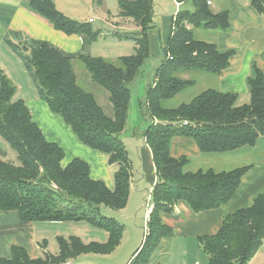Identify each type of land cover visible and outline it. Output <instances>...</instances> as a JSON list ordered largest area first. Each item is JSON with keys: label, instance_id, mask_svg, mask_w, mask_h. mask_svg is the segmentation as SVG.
Listing matches in <instances>:
<instances>
[{"label": "trees", "instance_id": "16d2710c", "mask_svg": "<svg viewBox=\"0 0 264 264\" xmlns=\"http://www.w3.org/2000/svg\"><path fill=\"white\" fill-rule=\"evenodd\" d=\"M26 1L32 12L57 31L86 36L91 43L99 36V32L91 31L89 23L66 18L51 0ZM94 1L101 4V0ZM174 2L187 3L191 8L172 17V29L162 48V64L146 89L145 114L151 125L141 138L152 153L157 182L148 195L153 209L148 216L147 234L129 264H152L161 241L174 235L163 216L171 213L175 205L184 202L195 215L218 209L235 195L242 177L250 170L247 167L222 173L211 169L185 173L188 160L170 154L174 138L191 139L203 155H220L253 147L264 137V73L257 67L247 79L249 105L237 107L236 94L207 89L177 108L164 106V101L195 84L180 74L197 71L219 78L230 68L235 52L218 51L214 43L197 40L193 32H228L227 11L214 13L206 0ZM249 2L257 14L264 13V0ZM118 6L119 16L139 28L138 36L129 38L134 42L135 53L114 62L83 55L76 58L92 82L107 92L111 116L105 114L94 95L80 86L70 57L48 44L31 48L26 56L50 112L69 127L79 143L116 166L112 190L102 180L89 176V165L82 159H73L62 167L63 150L46 140L24 102L15 99L12 81L0 73V139L16 153L15 162L0 158V212H15L23 224L88 221L104 229L108 240L85 244L76 236L57 237L58 252H44L36 259H30L25 249L12 246L11 256L1 257L0 264H66L83 254L108 255L122 238V227L113 218L105 220L100 214L102 209L123 210L131 191L133 166L121 136L130 106L128 85L150 55L147 32L154 28V5L153 0H118ZM184 122L187 126H183ZM263 240L264 194H260L251 206L224 216L218 231L199 237V244L208 264H247Z\"/></svg>", "mask_w": 264, "mask_h": 264}, {"label": "crops", "instance_id": "0c3cea01", "mask_svg": "<svg viewBox=\"0 0 264 264\" xmlns=\"http://www.w3.org/2000/svg\"><path fill=\"white\" fill-rule=\"evenodd\" d=\"M51 1L57 10L68 18L71 16L76 3V0ZM92 3L95 4V1L92 0ZM210 3L209 7L214 13L227 11L230 17L228 32L217 31L213 41L210 42L215 44L218 51H235L230 68L224 71L219 78H216L215 90L220 93L236 94L235 105L237 107L249 105L250 93L247 87V79L254 74V67L264 73V13L257 14L251 7L249 0H210ZM175 4L178 9L187 3L178 4L176 2ZM91 19L93 22L94 18ZM91 19L87 20L88 23ZM172 21L173 18L171 17L170 22L166 19L161 22V24L163 23L161 26L162 33L166 37L164 43H166L172 29ZM125 23L135 25L131 20H123L115 26L116 29H122L124 26L121 25ZM136 34L138 36L139 28ZM114 36L118 35L115 34ZM124 36L127 35L118 37ZM157 39L158 34L155 30H148L149 51L150 43H156ZM93 43L95 42L91 43L86 36L66 35L55 30L50 23L30 10L26 0H0V73L14 84L16 88L15 99L24 102L31 113V120L38 125L46 140L49 143L57 144L63 150L62 167H66L73 159H82L89 165V176L93 180H102L107 189L112 190L116 166L108 164L104 155L79 143L69 127L50 112L46 104L45 93L34 79L32 68L27 64L25 57L31 48L41 44L51 45L74 60L79 55L92 57L95 50ZM142 143L143 145L139 148V162L137 163L139 168L135 173L138 181L144 182L142 183L145 184L143 186L148 187L149 192H151L152 186L157 182V175L152 161V153L143 139ZM170 154L174 158L183 156L188 160V164L183 168L185 173L194 174V172H205L209 169L216 173H222L238 168H250L248 173L242 177L240 188L235 195L222 207L195 215L184 202H181L173 207L171 213L163 216L165 225L174 231V235L161 241L153 255L152 264H208V258L202 251L201 244H199V237L215 234L220 228L224 216L232 214L238 209L251 206L256 196L264 194V137H260L253 147L220 155H203L191 139L179 137L171 141ZM11 155V150L0 139V158L7 161ZM152 209L153 205L148 207L147 213L144 215L145 223L148 222V216ZM40 223L23 224L18 220L15 212H0V258H9L12 246L25 249L30 259L39 258L44 252L46 253L48 243L46 235L42 233L43 230L40 228L42 226L38 228L36 226ZM65 224L54 223L48 226L50 228L57 227L58 230L63 231H68L65 226L73 229V224ZM36 230L41 232L39 238L34 235ZM65 233L56 236V238L75 236ZM138 243L139 241L135 246L138 247ZM262 243L247 264H264V240ZM69 263L96 264L89 255L84 258L70 259Z\"/></svg>", "mask_w": 264, "mask_h": 264}, {"label": "rangeland", "instance_id": "374dc122", "mask_svg": "<svg viewBox=\"0 0 264 264\" xmlns=\"http://www.w3.org/2000/svg\"><path fill=\"white\" fill-rule=\"evenodd\" d=\"M129 1V0H127ZM154 5V30L158 34L156 43H150V55L146 60L144 66L141 68L139 74L133 82L128 85L130 90L129 100V113L127 117V123L121 136V141L128 151V157L132 162L133 166V177L131 180L130 194L127 200V205L123 210L119 212L109 211L102 209L100 216L103 219L113 218L117 224L122 227V238L115 248L108 255H92L90 259L96 264H127L129 259L137 248L140 247L143 236L147 234V223L144 222V215L147 213L148 207L152 206V200L148 196L151 194L150 189L139 182L137 179L136 171L138 170L137 163L139 158V148L143 145L141 134L142 132L151 125V121L145 114V95L146 89L149 87L154 78L155 71L162 64V48L165 40L164 33H162L163 19L170 22L176 12L182 10H190L189 4H186L180 8H176L174 0H153ZM120 7L118 6V0H101L100 5L92 3V0H76L75 6L73 7L72 14L68 18L69 20L78 21L82 23H88V19L94 18L90 24L92 32H99L95 43H93L94 54L92 57H100L103 60L114 62L116 59L130 56L135 53L134 42L132 39H124L118 36L127 35L130 38L137 36L136 31L138 28L132 23H125L121 26L122 29H116L115 26L123 20L119 16ZM163 17V19H162ZM194 37L200 41H213L217 31L209 29H195L193 30ZM118 36H114L115 34ZM23 49V48H22ZM24 50V49H23ZM26 57V56H25ZM74 73L80 86L86 91L94 95L97 104L100 105L107 116L112 115V106L108 101V94L102 88L94 84L89 76L87 70L82 63L72 59ZM183 79L194 80L195 84L187 90L178 94V96L164 101V106L167 108H177L178 105L188 103L195 96L205 92L207 89H216V77L213 74L202 73L192 71L188 73L180 74ZM155 124V123H154ZM9 149V148H8ZM12 155L7 162L16 161V153L12 151ZM14 157V158H13ZM149 197V199H148ZM73 224V229L70 227L65 229L68 231L58 230L57 227L50 228L48 223L37 224V228H42L46 235L47 240V252L55 255L58 252L56 236L69 235L79 236L84 242H100L106 243L109 234L102 228L96 227L88 221L82 222H68L65 225ZM45 226H47L45 228ZM62 229V228H61ZM61 232V233H59ZM40 231L36 230L35 234L38 238ZM59 234V235H58ZM137 241L138 247L135 246ZM137 247V248H136ZM88 255L80 256L84 258ZM87 259V258H85ZM89 259V258H88Z\"/></svg>", "mask_w": 264, "mask_h": 264}, {"label": "built area", "instance_id": "2783aa9c", "mask_svg": "<svg viewBox=\"0 0 264 264\" xmlns=\"http://www.w3.org/2000/svg\"><path fill=\"white\" fill-rule=\"evenodd\" d=\"M206 3L208 4V5H210L211 3H210V0H206ZM90 21V23L92 22V19L91 20H89ZM183 126H187V123L186 122H184L183 123ZM150 197V196H149ZM149 197H148V199H149ZM66 264H68V263H66ZM70 264V263H69ZM129 264V263H128Z\"/></svg>", "mask_w": 264, "mask_h": 264}, {"label": "water", "instance_id": "95a60500", "mask_svg": "<svg viewBox=\"0 0 264 264\" xmlns=\"http://www.w3.org/2000/svg\"><path fill=\"white\" fill-rule=\"evenodd\" d=\"M25 50V49H24Z\"/></svg>", "mask_w": 264, "mask_h": 264}]
</instances>
